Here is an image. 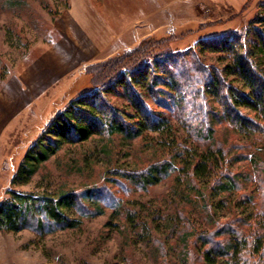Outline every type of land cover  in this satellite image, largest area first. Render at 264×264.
I'll return each mask as SVG.
<instances>
[{"label": "rangeland", "instance_id": "1", "mask_svg": "<svg viewBox=\"0 0 264 264\" xmlns=\"http://www.w3.org/2000/svg\"><path fill=\"white\" fill-rule=\"evenodd\" d=\"M259 1L0 0V203L11 191L37 199L77 196L74 205L61 209L74 221L72 227L62 228L33 211L21 230L1 231L0 264H226L215 243L225 245L232 236L249 234L238 220L252 218L254 202L264 212V136L235 129L221 116L215 96L198 90V81L221 79L218 71L235 54L202 50L197 41L246 28L258 12L264 14L257 9ZM254 25L264 31L262 24ZM66 37L83 38L79 51L90 48V56L32 91L27 80L39 77L38 72L30 77L32 67ZM141 46L150 57L147 63L165 55L178 63L170 71L184 90L178 96L181 107L179 99L135 89L156 116L173 126L172 134H104L63 143L27 183L12 184L27 150L79 89L109 87L104 100L118 111L133 113L124 89L115 83L116 74L103 82L93 72L96 64ZM250 52L264 74V57L253 46ZM164 66L155 65L152 73H163ZM89 70L92 74L84 76ZM222 77L241 89L236 75ZM240 112L253 116L244 108ZM216 147L226 156L220 169L197 179L181 170L193 162L194 151ZM162 161H171L172 167L153 185L145 187L131 178ZM222 170L235 176L241 194L252 203L241 200L234 188L214 184ZM227 225L239 234L220 230ZM206 251L214 262L201 258ZM251 262L264 264V253Z\"/></svg>", "mask_w": 264, "mask_h": 264}, {"label": "trees", "instance_id": "2", "mask_svg": "<svg viewBox=\"0 0 264 264\" xmlns=\"http://www.w3.org/2000/svg\"><path fill=\"white\" fill-rule=\"evenodd\" d=\"M257 9L263 10L264 13V0L257 3ZM258 23L264 27V14L261 15L260 12L241 31L228 29L215 36L199 37L197 46L200 49L218 53L232 52L235 56L232 63L218 71L221 79L217 76H210L211 79H203L202 83L198 81L200 85L202 84L201 87L198 86V90L201 88L206 94L211 93L215 96L221 110V116L235 129L264 136V74L259 68L255 56H251L250 52L253 46L264 57V31L254 25ZM237 44H239L238 49L235 48ZM165 56L167 57L161 61L153 59L147 63L145 60L150 57L141 46L120 57L96 64L94 72L87 71L84 76L90 75L92 72L93 75L99 72L103 82L116 74L115 83L124 89L133 113L127 114L118 111L104 100L103 94L108 93V91L111 92L109 87L92 92L88 89H79L80 94L69 101L64 111L55 117L36 143L27 150L18 170L11 179V183H27L38 167L54 154L55 150L63 143L84 142L94 135L104 134L108 136L124 134L134 138L141 137L146 133L172 134L173 126L168 120L156 116L148 104L137 96L135 91L137 87L146 88L148 92L158 93V96L166 95L167 100L173 99L174 102H178L176 99H179L177 104L182 106L180 103H183V100L178 96L182 95L183 89L180 85L178 87L176 72L173 74L170 71V67L173 70L178 68V63H176L173 55ZM155 65L157 67L168 65L169 69L164 66L163 73L160 71L157 74L152 73ZM120 70H122L121 73H119ZM225 74L236 75L241 81V89L225 83L222 77ZM165 76L168 78L166 79ZM96 84L99 85V81L95 84L92 83L94 86H97ZM168 91L175 92V95L173 96ZM112 92L114 91L112 90ZM186 94L189 95V92ZM167 100L164 103L168 105ZM241 108L251 111L252 118L243 115L240 112ZM194 152L193 162L186 163L181 169L184 172L188 171V175L194 179L206 173L215 172L217 167L220 169V164L226 158L222 147H216L207 152ZM177 156L178 152L176 151L175 156L171 157L172 160ZM171 167V161H162L150 166L146 173L131 178L145 187L150 186L157 182ZM216 179L218 180L217 183H214L215 185L234 188L241 200L245 199V201L252 203L250 196L241 194L239 183L231 173L222 170ZM9 194L10 198L0 203V232L21 230L28 225L29 214L33 211H41L53 224L62 228L73 226L74 221L64 216L61 209L74 205L77 201L76 195L64 194L56 200H51L37 199L30 194H20L13 191ZM38 201L40 204L36 206ZM254 208L251 219L238 220L243 223L245 228H248V235L236 237L235 234L238 235L239 230L230 229V225L220 229L233 230L235 235L230 237L225 245H219V243L214 245L218 249L217 251L224 255L226 264H252V257H262L264 253V212L258 211L255 202ZM210 256L211 253L206 251L202 253L201 258L205 262L212 263L214 261L211 260Z\"/></svg>", "mask_w": 264, "mask_h": 264}, {"label": "crops", "instance_id": "3", "mask_svg": "<svg viewBox=\"0 0 264 264\" xmlns=\"http://www.w3.org/2000/svg\"><path fill=\"white\" fill-rule=\"evenodd\" d=\"M70 29H72L70 27ZM72 41V43H71ZM81 42H85V40L81 37L78 38H69L66 37L65 39L63 38V40H61V42L52 50H49L44 56L41 57V59L39 61H37L34 66L32 67V72L36 71V73H39V77H44V75H49L52 76L51 80H49V82L47 84H51L54 81H56L62 74H64L67 70H61V71H56V73L54 75H51V71L54 68V65L56 63V60H62L64 58H67L68 56L74 57L76 58V62L74 65L76 64H80L81 62H83L84 60H86V58H88L90 55V48H87L86 51H79L82 50L81 48H79L80 43ZM87 43V41H86ZM60 56H56V54H59ZM41 63H44V66L39 68V65ZM73 65V66H74ZM72 66V67H73ZM70 67V68H72ZM69 68V69H70ZM31 72V73H32ZM46 87V85H45Z\"/></svg>", "mask_w": 264, "mask_h": 264}, {"label": "bare ground", "instance_id": "4", "mask_svg": "<svg viewBox=\"0 0 264 264\" xmlns=\"http://www.w3.org/2000/svg\"><path fill=\"white\" fill-rule=\"evenodd\" d=\"M75 62H76V58L71 57V56H68L67 58H64L62 60L61 59L58 61L56 60L54 68L52 69V71L50 73H51V75H54L56 73V71L67 70L70 67H72L75 64ZM43 66H44V63H41L39 65V68H41ZM35 72L36 71H33L30 74V77L32 74H35ZM51 77L52 76L44 75V77L41 76V77L36 78L37 80H35V81L28 79L27 85L29 86V88H31L32 91H37V90L41 89L42 87H44L49 82V80H51Z\"/></svg>", "mask_w": 264, "mask_h": 264}]
</instances>
